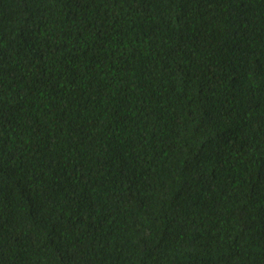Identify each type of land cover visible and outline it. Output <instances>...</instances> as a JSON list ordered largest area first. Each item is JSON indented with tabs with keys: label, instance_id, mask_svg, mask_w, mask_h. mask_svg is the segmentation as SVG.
I'll return each instance as SVG.
<instances>
[{
	"label": "trees",
	"instance_id": "1",
	"mask_svg": "<svg viewBox=\"0 0 264 264\" xmlns=\"http://www.w3.org/2000/svg\"><path fill=\"white\" fill-rule=\"evenodd\" d=\"M0 264H264V0H0Z\"/></svg>",
	"mask_w": 264,
	"mask_h": 264
}]
</instances>
